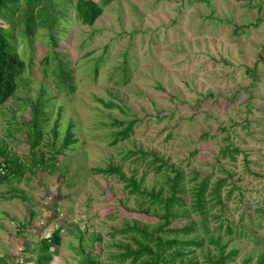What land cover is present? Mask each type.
<instances>
[{"label":"rangeland","instance_id":"rangeland-1","mask_svg":"<svg viewBox=\"0 0 264 264\" xmlns=\"http://www.w3.org/2000/svg\"><path fill=\"white\" fill-rule=\"evenodd\" d=\"M29 1L13 0L0 26L58 25L37 27L27 42L17 24L24 69L0 106V162H16L21 174L0 183V264H37L57 229L49 264L148 260H121L146 243L123 231L154 232L164 210L117 175L94 173L109 167L163 196L179 171L187 203L204 178L210 187L224 180L220 205L209 196L202 216L176 211L182 219L168 228L196 232L172 238L203 245H175L169 252L184 255L166 264H208L220 249L232 254L225 264H255L264 253V0H119L92 26L77 20V0ZM59 62L71 90L58 86ZM35 123L41 140L31 149ZM69 125L75 142L63 148Z\"/></svg>","mask_w":264,"mask_h":264},{"label":"trees","instance_id":"trees-1","mask_svg":"<svg viewBox=\"0 0 264 264\" xmlns=\"http://www.w3.org/2000/svg\"><path fill=\"white\" fill-rule=\"evenodd\" d=\"M12 1L13 0H0V14H2L5 9H7V7ZM48 1H46L45 6H51V1ZM113 1L119 0H100V3H96L93 0H77L74 7L76 18L82 25L92 26L96 22V20L101 16L102 7ZM29 2V4H31L32 0ZM11 15L13 16V18H15V15ZM20 21L23 23L24 28L23 31L20 32V34L27 40V42L31 41V38L33 37V32L37 27L44 28L47 23L51 24L52 21L54 23L51 29L58 25V23H56V20H14L11 26H8L2 21L4 24L7 25V28H3L2 26H0V106L4 105L15 93L18 87V79L24 69V62L21 60L20 56L16 52V36H18L16 34V30L17 24ZM10 29H13L14 34H9ZM57 33L58 30L56 29L55 34ZM49 39H51L52 48H54L56 46L57 36L49 34L47 35V41ZM61 66L62 64L61 62H59L58 67L60 68V72L58 73V75L55 74L56 77L59 79L58 86L61 89L71 90L72 86L70 85L67 76H65L66 74H63ZM107 107H110V104L107 105ZM33 127L35 131L32 134L28 135V138L31 141V149H35L39 145V142L41 140V133L39 130H37V124L35 123ZM71 129L72 125H69L65 133L63 148H67L69 147V145L75 142ZM131 129V126H128L126 129L118 132L116 134L117 137L114 139V143L117 142L118 139H126L129 133L131 132ZM155 160L160 161L159 159ZM1 162L6 164L8 174L2 177L0 176V183L7 181L10 175L21 174L18 170V165L16 164V162H10L6 159L2 160ZM12 167H15V169H12ZM171 171L174 172V176L166 179L165 184L167 186V195L163 196V190H160L157 193H155L154 191H142L140 189L139 184H137L136 181L132 178H125L119 168L109 167L105 170H94L95 174L117 175L121 181L127 183L126 188L130 190L129 192L131 194H135L144 199H148L150 205L160 206L164 210V214L160 217H157L159 223L162 222V224L154 232L149 233L145 228H140L138 226H133L123 231V233L135 232L140 234L141 238L146 241V243L138 244V249L134 251L128 249L126 254L120 257L122 261L130 258L132 263H136L138 260L146 256L148 257V260L143 262V264H166L169 262L172 263L175 258L182 257L184 255L182 250L180 251L179 249L175 250L174 254L169 252L175 245L181 244L187 247H201L203 245L202 241H197L195 239L179 242L176 238H172L177 237L179 235L190 236L193 232H196L194 226H184L180 229H169L168 227L170 226L173 220H176L177 218L182 219V217H179V214L176 212L179 210L181 211V213H184L185 210L189 208V210H191L195 214L202 216L206 210V204L208 203L207 197L209 196L211 197L210 201L212 203L220 205L221 200L219 192L222 187V184L224 183V180H218L212 187H210L209 180L207 178H204L201 182L197 183L194 186L190 202L187 203L185 198L181 196L183 192L181 188L182 174L181 172L173 169H171ZM202 229L204 230L203 227ZM59 235L60 230L57 229L54 230L48 238L42 240L41 254L40 257L37 259V264L50 263L51 257L46 252L50 248H57L60 245ZM166 235H169V238H166L164 240L163 236ZM210 243H213V245H217L216 240L210 239ZM231 255V253L224 254L223 250L220 249L218 251V256L215 259L207 258L206 262L208 264H225L226 261L230 259ZM168 256H171L172 259L169 262H166V257ZM86 262L87 260H84L82 263ZM89 262L90 264H93V262ZM187 264L192 263L188 262ZM255 264H264V253H261L257 256Z\"/></svg>","mask_w":264,"mask_h":264},{"label":"built area","instance_id":"built-area-1","mask_svg":"<svg viewBox=\"0 0 264 264\" xmlns=\"http://www.w3.org/2000/svg\"><path fill=\"white\" fill-rule=\"evenodd\" d=\"M8 174L7 166L5 163L1 162L0 164V176H5Z\"/></svg>","mask_w":264,"mask_h":264}]
</instances>
